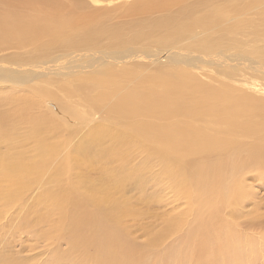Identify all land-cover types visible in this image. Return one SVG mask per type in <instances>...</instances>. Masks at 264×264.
Here are the masks:
<instances>
[{
  "label": "bare ground",
  "instance_id": "6f19581e",
  "mask_svg": "<svg viewBox=\"0 0 264 264\" xmlns=\"http://www.w3.org/2000/svg\"><path fill=\"white\" fill-rule=\"evenodd\" d=\"M84 1L0 0V51L32 46L30 61L59 52L26 63V76L0 60V80L10 82L0 86V240L14 222L0 264H239L240 244L250 252L259 244L228 219L257 204L251 190L264 177V145L243 142L253 130L241 124L239 133L236 119L264 116V99L194 70L228 65L223 35L250 14L264 20V0H134L113 10ZM152 9L167 13L148 29L116 20ZM196 28L221 35L207 40ZM157 32L162 38L151 40L171 49L189 36L199 50L183 42L166 64L150 65L143 48ZM242 52L231 53L236 64L254 59ZM139 228H147L142 243L132 235ZM16 233L44 257H18Z\"/></svg>",
  "mask_w": 264,
  "mask_h": 264
},
{
  "label": "rangeland",
  "instance_id": "374dc122",
  "mask_svg": "<svg viewBox=\"0 0 264 264\" xmlns=\"http://www.w3.org/2000/svg\"><path fill=\"white\" fill-rule=\"evenodd\" d=\"M84 1V0H83ZM109 0H106V1H101L100 3H93V7H104V8H109L110 10H113V9H117L120 7V5H123V4H128V3H132L134 2V0H113L111 2H107ZM192 0H188V2H191ZM85 2V1H84ZM89 4V3H88ZM119 4V5H118ZM118 6V7H117ZM178 5H174L170 8V12L173 13L175 11H177L179 9V6L177 7ZM140 12V11H139ZM139 12H135L131 15H127V14H124L122 11L120 13V17L116 20H118L120 23H124L125 24H134V23H140V21H143L145 22L144 25L147 27V29L150 27V24H151V21L154 20L153 18L155 19H160L162 18L163 16V13H167V11L165 10H162V11H154L152 9V13H147V12H143V13H139ZM112 13H114V11H112ZM147 14V16H146ZM251 15V16H250ZM249 15V18L246 17L245 20H242V19H239V21H237V25H235L234 27H232L228 32H226L224 35H223V38L222 40L223 41H226L224 42L226 45L225 49H226V52H223L224 53V56H227L228 54V57H229V61L233 58V60H231L230 62H228V60H226V62H228V65H223L221 64L222 66L220 65H217V64H209V67L208 65L206 66V68L204 67V69H198V71H195L194 72H198L199 74L201 75H205L204 77L201 76V79L205 82H208L210 84H214L213 82L215 81V84L216 83H220L222 81V83L224 84H227L228 86H230L232 89L234 90H237L238 92L243 93L244 94H249V95H252L253 97L255 98H262L264 99V94L262 93H259V92H255L251 87V84L252 83H255L257 85L260 84V86H263L264 87V36H262L264 34V20H260L257 22V19L258 18V15H257V18L256 16H254L253 14H250ZM152 16V18H151ZM154 16V17H153ZM251 17V18H250ZM253 17V18H252ZM149 18V19H148ZM255 18V20H253ZM130 19V21H129ZM134 19V20H133ZM141 19V20H140ZM252 19L249 23V20ZM111 20L112 24L114 23L113 19H109ZM124 20V21H123ZM245 21L248 22L247 24H245ZM254 21V22H253ZM262 21V23H261ZM147 23V24H146ZM255 23V24H254ZM105 24L107 26H110L111 23L110 22H105ZM240 24V26H239ZM243 24V25H242ZM253 27H252V26ZM237 29V30H236ZM196 33H199L200 34V37H201V34L203 33L202 30L200 28H196L195 29ZM199 30V31H198ZM234 30V31H233ZM229 32H232V36ZM228 33V34H227ZM151 34L153 33H149L148 34V40L147 42H145L146 44V47H144V51L143 53H146L147 58L146 59V62L149 63L150 65H154L156 64V60H159L160 62H163L164 61V64L167 63V60L165 59V56H166V53L168 51H171V50H174L176 52V55H178L179 53H177V49H183L184 47V43H186L187 45V48L190 49L191 51H195L197 52L199 49L195 46V44L197 42H195V39H191V37L187 36V37H184V39H182V41L178 44H176L174 46L173 49H171V47L169 46H166L167 44L164 42L165 41H153L151 39H154V38H157L161 37V33L160 32H157V33H154L153 36H151ZM212 34V38L215 40L216 39V36L218 35V37L221 35L219 34L218 32L216 31H212L209 32V34H202L203 37H206V39L208 40L211 39L210 36ZM227 35V36H226ZM231 36V37H230ZM261 36V37H260ZM151 37V38H150ZM235 37V38H234ZM254 38V39H253ZM189 39V40H188ZM212 39V40H213ZM232 39V40H231ZM236 39V40H235ZM252 39V40H251ZM185 40V41H184ZM221 40V41H222ZM230 40V41H229ZM235 40V41H234ZM162 41V43L164 44V46H161L163 45L162 43H160ZM232 41H234L232 43ZM152 42V43H151ZM155 42V43H154ZM236 42L235 46L234 43ZM232 43V44H231ZM154 44V45H152ZM152 45V46H151ZM159 45V47H158ZM189 45V46H188ZM193 46V48H192ZM232 46V47H231ZM149 47V48H148ZM155 47V48H154ZM196 47V48H195ZM195 48V49H194ZM235 48V49H234ZM237 48V49H236ZM193 49V50H192ZM230 51H229V50ZM234 49V50H232ZM239 49V51H238ZM150 50V51H149ZM155 50V51H154ZM157 50V51H156ZM160 50V51H159ZM232 50V51H231ZM236 50V51H235ZM19 51V52H18ZM33 51V48L32 46H26V47H23L21 49H15V48H9L5 51H0V60H4L5 62V66L7 67L6 69L8 70H14V73L11 71V73L13 75L16 74H19V72L21 73L22 69H24L26 66H24L26 63H42L46 60L50 61L52 60V58H55L57 57V55L59 54V52L55 51H51V52H54L55 55H52L54 53H51L49 50L47 51L46 55L44 57H39L37 58L38 60L36 61H30L28 59V54H30L31 52ZM162 51V52H161ZM164 51V52H163ZM229 51V52H228ZM241 52L243 51L242 53H248V54H251L252 56H254L251 60L247 59V60H244V59H241L240 62H238V64H236L234 62V57L231 55L232 52ZM17 52V53H16ZM56 52L58 53L56 55ZM62 52V51H61ZM60 52V53H61ZM186 52V51H185ZM232 53V54H235V53ZM7 53V54H6ZM14 53V54H13ZM159 53H162V54H159ZM19 55L18 56V59L15 60L13 58V55ZM231 55V56H230ZM242 55V54H240ZM47 56L50 58L47 59ZM163 56V57H162ZM262 57V58H261ZM45 58V59H44ZM162 58V60H161ZM80 60V58H78ZM226 59V58H225ZM43 60V61H42ZM254 62H253V61ZM235 63V66L236 68L238 69H234L235 66L233 64V62ZM251 61V62H250ZM20 63V64H19ZM163 64V63H161ZM206 65V64H204ZM13 66V67H11ZM20 68V71L18 70V67ZM22 66V67H20ZM24 66V67H23ZM181 66V65H180ZM211 66V67H210ZM219 66V67H217ZM225 66V67H224ZM228 66V67H227ZM234 66V68H233ZM183 67V66H182ZM189 68V66H187ZM13 68V69H11ZM214 68V69H213ZM219 68V69H218ZM222 68V69H221ZM228 71H225V69ZM215 69L217 70V73L215 72ZM223 70L221 72V70ZM229 69V70H228ZM19 72H18V71ZM206 70V71H205ZM220 70V71H219ZM233 70V73L232 71ZM235 70V71H234ZM24 72H22L23 75H27L28 74V71L27 70H23ZM219 71V72H218ZM225 71V73H223ZM230 71V72H229ZM18 72V73H17ZM27 72V73H26ZM236 74H235V73ZM197 73V75H198ZM211 73V75H210ZM228 73V74H226ZM219 74V75H217ZM226 74V75H225ZM235 74V75H234ZM44 75V76H42ZM47 75V76H45ZM49 75H51L50 73H46V74H41V77L40 78H43V79H40V81H43L46 77H48ZM231 75V76H230ZM54 76V75H53ZM206 76L209 77L206 79ZM227 76V77H226ZM230 76V77H229ZM212 77V78H211ZM211 78V80H210ZM214 79V80H213ZM223 79V80H222ZM207 80V81H206ZM237 80V81H236ZM0 86H4V85H8L7 83H10L8 82L9 80L7 81H3V80H0ZM226 81V82H225ZM4 82V83H3ZM7 82V83H6ZM212 82V83H211ZM43 83V84H42ZM54 82H52L51 84H53ZM39 86L37 85V88H40V87H45V85H47L46 82H39L38 83ZM48 87H50V83H48V85L44 88V89H48ZM257 87V86H256ZM48 90H51V88H49ZM21 91V90H20ZM47 98V97H46ZM6 107V106H4ZM11 113L9 114V116H11L12 118L16 117L17 116V112L14 110V107L13 105L11 104ZM239 123V126L236 127L237 131L240 133L242 129V126L241 124H243L244 128H248V131H250L251 127H252V130H253V135L250 136V137H245L243 139H241L243 142H253V143H256L258 145H264V116H258V117H249L247 115H242V116H239L237 119H236ZM71 124L73 125H76V120L74 121H69ZM83 123V122H82ZM85 124V123H84ZM2 126V125H0ZM214 127V126H213ZM213 129V128H212ZM214 135H216L215 133L213 132H210ZM66 136H68V134L66 133ZM220 138H231L230 137V134L228 135L227 133H219V135H216ZM14 137L16 138V134L14 135ZM20 139H22L21 137H19ZM74 140H77V138H74ZM75 142V141H74ZM10 147V150L11 149V146L9 145ZM261 173L264 174V171H261ZM253 190V191H252ZM252 196H254L255 200L257 202L256 205H254L253 203L250 205L249 202H246L244 204V209H241V207H237V209H235V213H238V215H240V218L239 216L237 215H233L231 216L232 218L231 219H228V221L226 220V222L228 223V225L230 226V230L234 231L233 228L235 229H241V231H237L239 232V235L243 234L245 231H249V234L252 235V237L256 240V242L259 244L255 251H260L258 253H255L254 252H250V251H245V250H248V249H245V245H243V243L240 244V248H241V245H242V248L240 249L243 253V260L240 261L239 264H243V262H247L246 264H264V177L260 180H257L254 185L252 186ZM236 208V207H235ZM257 208V209H256ZM170 208L168 207L167 210H169ZM256 209V210H255ZM141 211V210H139ZM228 211L230 212V210L228 209ZM238 211V212H237ZM228 212V214H229ZM225 213L226 215V210L223 211V214ZM234 213V214H235ZM241 213V214H240ZM255 213V214H254ZM10 213L6 212V214L4 215L2 221H6L7 219L10 218ZM7 216V217H5ZM237 217V218H236ZM243 217V218H242ZM234 218V219H233ZM232 220V221H231ZM242 220V221H241ZM137 220H135V223H136ZM139 221V220H138ZM147 222V223H145ZM14 222H12V224H8V232L11 230V227H14ZM134 223V224H135ZM144 223L145 224H149V221L145 220L144 219ZM242 223V224H241ZM142 224V223H141ZM145 224H142V225H145ZM153 225L156 226L157 225V222H153ZM235 225V226H234ZM250 225V226H249ZM5 226H6V223H5ZM138 227L140 225H137ZM234 226V227H233ZM240 228H239V227ZM232 227V228H231ZM148 228V227H147ZM146 228V229H147ZM145 229V230H146ZM135 232H132V235L137 238L140 242L142 243L141 241L143 240V233H144V229L143 228H139V229H134ZM133 230V231H134ZM245 230V231H244ZM2 232V236L3 237L1 240H0V245L6 243V238L7 237H11V233L13 232ZM243 232V233H242ZM4 233V234H3ZM254 233V234H253ZM23 234V233H22ZM21 234V236L19 234L16 233V237L15 240H16V246L14 247V252L15 254L18 256V257H22V258H27L29 261H34L35 259H37L38 257H44V254H43V250L40 246L38 245H35L33 246V250H30L29 247L30 245H33L32 242L30 241H26V239L23 237V235ZM26 235V234H25ZM240 235V236H241ZM259 235V237H258ZM20 236V237H19ZM236 235H234V240L235 239H238L239 236L237 234V238L235 237ZM25 239V240H24ZM24 240V241H23ZM234 241H232V244L230 245V248L232 249H235L237 247V244L235 243ZM245 244V243H244ZM27 245V246H26ZM233 245V246H232ZM223 245L218 246V251H219V255L221 256V260L223 258V253L220 252V251H223V252H226L224 249H223ZM259 247V248H258ZM27 248V249H26ZM40 248V249H39ZM237 249V248H236ZM243 249V250H242ZM262 249V250H261ZM25 251V252H24ZM262 251V252H261ZM12 252V251H11ZM19 252V253H18ZM5 253V252H4ZM254 253V254H253ZM12 254V253H10ZM37 254V255H36ZM43 254V255H42ZM222 254V255H221ZM21 255V256H20ZM26 255V256H25ZM246 255V256H245ZM258 255V256H257ZM262 255V256H261ZM29 256V257H28ZM245 256V257H244ZM34 257V258H33ZM249 257V259H248ZM4 256H3V253H1L0 255V261L1 260H4ZM246 258V259H245ZM260 258V259H259ZM249 261H248V260ZM262 259V261H261ZM244 263V264H245Z\"/></svg>",
  "mask_w": 264,
  "mask_h": 264
}]
</instances>
